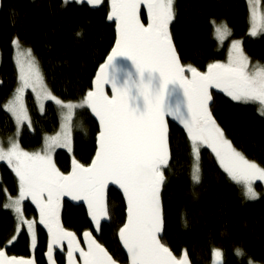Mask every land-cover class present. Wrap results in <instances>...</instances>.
Returning a JSON list of instances; mask_svg holds the SVG:
<instances>
[{"label": "snow or ice", "instance_id": "obj_1", "mask_svg": "<svg viewBox=\"0 0 264 264\" xmlns=\"http://www.w3.org/2000/svg\"><path fill=\"white\" fill-rule=\"evenodd\" d=\"M69 0H63L67 4ZM97 7L104 0H75ZM261 0H248L249 35L264 34V11ZM146 9L147 23L141 19ZM15 15V12H13ZM176 16L175 0H110L109 21L116 26V42L107 60L96 74L92 90L79 102L57 98L44 82L39 62L30 49L23 50L19 38L12 41L17 50L19 86L4 109L15 120L16 136L27 123L32 127L24 103L26 89H31L44 111V101L53 102L61 112V132L45 138L42 151H25L18 139L0 143V162H6L18 182V195L7 196L6 209L16 219L15 233L8 245L18 241L22 226L27 225L36 246L35 220L23 214V202L30 198L39 210L38 223L48 230V264H56L54 248L67 241L68 264H118L103 244L85 231L87 249L80 246L76 234L60 222V202L64 197L87 204L93 230L102 234V221L109 219L106 189L116 185L126 201L127 219L118 230L126 250L128 264H191L187 250L178 258L162 242L164 226L161 191L165 170L170 166L172 149L167 117L178 121L186 132L193 158L191 179L198 184L200 151L206 147L215 155L219 167L247 200L258 198L254 185L264 183V167L247 158L227 139L213 116L212 89L220 90L232 101L258 104L264 116V65L250 67L241 42L233 41L227 63H211L207 71L185 65L173 42L170 25ZM214 35L221 43L231 35L225 22L213 20ZM111 87V95L106 91ZM77 109H88L99 121L95 156L89 165L72 159L71 171L65 174L55 164L52 153L58 147L71 151L72 120ZM6 192V189H5ZM222 254L213 251V264ZM237 255H243L237 250ZM0 264H35L33 259L8 256L0 249ZM248 264H255L249 259Z\"/></svg>", "mask_w": 264, "mask_h": 264}, {"label": "trees", "instance_id": "obj_2", "mask_svg": "<svg viewBox=\"0 0 264 264\" xmlns=\"http://www.w3.org/2000/svg\"><path fill=\"white\" fill-rule=\"evenodd\" d=\"M264 8V0H261ZM176 16L170 25L173 42L185 65L205 71L208 64L223 62L227 46L239 40L251 62L264 65V34L251 37L248 8L245 0H175ZM110 0L93 7L86 2L69 0H1L0 8V139L8 141L15 133V124L4 106L18 87L12 41L19 38L21 47L30 49L39 62L44 81L64 101H80L91 89L96 69L102 64L114 43V23L107 19ZM15 12V15H13ZM145 22V15L141 14ZM225 22L231 35L222 47L213 37L211 21ZM213 94V116L233 146L247 158L264 167V118L254 104L232 102L224 94ZM32 127L24 128L20 146L28 152L38 150L46 135L57 132L58 112L51 102L39 114L30 95L26 97ZM172 158L165 170L161 191L163 208L162 242L179 257L187 250L191 264H210L213 251L219 250L223 264H264V197L249 201L242 189L231 182L219 168L211 152L200 151L198 184L191 179L193 158L186 132L169 124ZM72 154L64 150L54 153L56 166L65 174L71 171L75 158L88 165L95 151L98 128L87 109L75 113ZM261 189L259 184L256 185ZM6 189V192H5ZM18 191L14 173L0 164V249L8 255L28 257L29 239L24 230L13 245L7 241L15 234L16 219L4 205L7 196ZM109 219L101 233H94L88 212L79 205L60 203L62 225L76 234L92 231L119 264H126L116 238L124 221V205L119 193L108 192ZM25 216L37 221L36 264H45L42 254L47 233L38 223L39 210L32 203L23 204ZM45 228V227H44ZM243 255H237V250ZM64 250L56 252L57 264H63Z\"/></svg>", "mask_w": 264, "mask_h": 264}, {"label": "rangeland", "instance_id": "obj_3", "mask_svg": "<svg viewBox=\"0 0 264 264\" xmlns=\"http://www.w3.org/2000/svg\"><path fill=\"white\" fill-rule=\"evenodd\" d=\"M245 2H246V4H247V8H248V16H249V3H248V0H245ZM260 9H261V11H264V8L262 7V5H261V3H260ZM249 18V17H248ZM216 24L217 25H219L220 23H217L216 22ZM211 26H212V32H213V37H214V39H215V41L217 42V44H218V46L219 47H222L223 45H224V43H226V41L228 40V38H229V36L221 43L220 41H218L217 39H216V37H215V35H214V27H213V25H212V23H211ZM249 30H250V23H249ZM248 34H249V31H248ZM260 35H262V34H260ZM249 36H251V35H249ZM257 36H259V35H257ZM251 37H253V36H251ZM256 37V36H255ZM233 41H239V40H233ZM233 41H231V42H229V44H228V46H227V52H226V57H225V60L223 61V62H220V63H227V61H228V57H229V51H230V49H231V45H232V42ZM12 48H13V55H14V62H15V66H16V57H17V50H16V48H15V46L13 45V43H12ZM23 50H28L27 48H23V47H21ZM257 63H255V62H251L250 61V67H253V66H255ZM261 65V64H260ZM16 69H17V66H16ZM17 76H18V70H17ZM45 82V81H44ZM47 85V84H46ZM18 86H19V80H18ZM48 87V86H47ZM49 88V87H48ZM50 90V89H49ZM28 95H30L31 97H32V99H33V102H34V104H35V106H36V108H37V111H38V113L39 114H42L43 112H41L40 111V105H39V103L37 102V99H36V96H35V94L31 91V89H26L25 90V93H24V103H25V106H26V97L28 96ZM225 96V95H224ZM226 98H228L229 100H231L229 97H227V96H225ZM232 101V100H231ZM48 102H51V101H44L43 103H44V107H45V105H46V103H48ZM65 102H79V101H65ZM232 102H235V101H232ZM51 103H53V102H51ZM235 103H237V104H242V103H239V102H235ZM54 104V103H53ZM6 105V104H5ZM55 105V104H54ZM242 105H248V104H242ZM254 105H256L257 106V111H258V108H259V105L258 104H254ZM55 107H56V109H57V112H58V119H59V127H58V129H57V132L56 133H54V134H52V135H46V136H44V138H43V142H42V145H41V147L38 149V150H36V151H32V152H39V151H42V149L44 148V146H45V138L46 137H51V136H55L57 133H59V132H61V123H62V117H61V112H60V109L55 105ZM26 108H27V106H26ZM82 109H77L76 110V112H79V111H81ZM75 112V113H76ZM258 113H259V111H258ZM9 114V113H8ZM259 115H260V113H259ZM11 116V115H10ZM75 116V115H74ZM261 116V115H260ZM263 118H264V116H262ZM13 119V118H12ZM73 119H74V117H73ZM13 121H14V124H15V133H14V136L12 137L13 139H18L19 140V137H20V135H21V132H22V130L24 129V128H29L28 127V125H27V123H25L21 128H20V132H19V136L17 137L16 136V132H17V126H16V123H15V120L13 119ZM72 124H73V120H72V122H71ZM72 139H73V130H72V127H71V137H70V140H71V151H69L67 148H63V147H58V148H56L55 149V151L52 153V159H53V161H54V153L57 151V150H64L67 154H69V155H71L72 154V150H73V146H72ZM9 141V140H8ZM8 141H3V140H1L0 139V143H2L5 147H7V145H8ZM203 148H206V147H203ZM203 148H201V149H203ZM206 149H208V148H206ZM210 152H211V149H208ZM211 154L213 155V157L215 158V155L211 152ZM215 161H216V158H215ZM5 164L6 166H7V164H6V162H0V164ZM216 163L218 164V162L216 161ZM218 166H219V164H218ZM8 167V166H7ZM9 168V167H8ZM220 168V167H219ZM10 169V168H9ZM221 169V168H220ZM11 170V169H10ZM222 170V169H221ZM223 171V170H222ZM226 174V173H225ZM226 176H227V174H226ZM230 180V179H229ZM231 181V180H230ZM232 182V181H231ZM234 183V182H233ZM235 184V183H234ZM257 184H259L260 186H261V189H258L257 187H256V185ZM17 186H18V182H17ZM239 186V185H238ZM240 188H241V186H239ZM254 188H255V190H256V192L258 193V198L257 199H255V200H249V201H257V200H259L261 197H264V183H261V182H259V181H257L256 183H255V185H254ZM242 189V188H241ZM243 191V190H242ZM18 195V191H17V194L15 195V196H12L13 198H15L16 196ZM26 202H30V203H32V201H31V199L30 198H28V199H26L24 202H23V204L24 203H26ZM33 205H35L34 203H32ZM11 210V209H10ZM12 211V210H11ZM24 214V213H23ZM24 218L25 219H27V220H35L32 216H29V217H27V216H25L24 215ZM36 221V220H35ZM43 229L46 231V228H44L43 227ZM22 230H24L25 231V233L27 234V236H28V239H29V252L30 253H33L34 252V250H35V248H36V246H35V248H33L32 247V236H31V234H29L28 233V230H27V225H23L22 226ZM34 230H35V237H36V244H37V234H38V231H37V224L35 225V227H34ZM16 234V233H15ZM8 245V244H7ZM216 259V261H218L219 260V257H216L215 258ZM213 260H214V258H213Z\"/></svg>", "mask_w": 264, "mask_h": 264}, {"label": "water", "instance_id": "obj_4", "mask_svg": "<svg viewBox=\"0 0 264 264\" xmlns=\"http://www.w3.org/2000/svg\"><path fill=\"white\" fill-rule=\"evenodd\" d=\"M62 1H63V0H62ZM0 8H1V0H0ZM142 13L145 15V23H147V12H146V9L142 8V9H141V14H142ZM110 22L114 23V34H115V36H114V43H113V46H112V48H113V47H115V42H116V36H117V34H116V26H115V22H114V21H110ZM112 48L110 49L109 54L111 53ZM109 54H108V55H109ZM108 55H107V57H108ZM107 57H106L105 60L102 62V64H104V63L106 62ZM102 64H101V65H102ZM101 65H100V66H101ZM100 66H99V67L96 69V71H95L94 78H93V80H92V83H91V89H90V90H92V88H93V84H94V81H95V78H96V74H97V72L100 70ZM205 71H207V68H206ZM106 91L108 92L109 95H111V87H110V86H106ZM211 91H212V93H215V94H220V95L223 94V93H222L220 90H218V89H212ZM87 111H88L90 117H91V118L93 119V121L95 122V124H96V126H97V128H98V133H99V121H98V119L95 118V117L90 113V110L87 109ZM166 119H167V123H168V125H169V124H172V125H174L175 127H177L179 130H182V131L185 132V130L183 129V126H182L178 121L173 120L171 117H167ZM168 130H169V126H168ZM98 133H97L96 138H95V151H96V139H97ZM95 151H94V154H93L92 159H93L94 156H95ZM92 159H91V161H92ZM91 161H90V163H91ZM90 163H89V164H90ZM89 164H88V165H89ZM86 166H87V165H86ZM71 168H72V162H71ZM110 189H112V190L116 191L117 193H119L120 197L122 198L123 205H124V221H123V224H124V223L126 222V219H127V213H126V201H125L124 198H123V193H122V191L118 188V186H116V185H109L108 188L106 189V199H107V204H108V192H109ZM63 201H65V202H67L68 204L73 205V206H76V205L82 206V207L88 212L87 204L84 203L83 201L72 200L71 197H64V198H62L61 202H63ZM61 202H60V203H61ZM107 222H108V219H107V220H103V221H102V224H103V223H107ZM123 224H122V226H123ZM122 226H121V227H122ZM93 227H94V226H93ZM118 230H119V229H118ZM46 233H47V245H46V249H45V251H44L43 254H42V257H43L44 263H45V264H48V255H47V253H48L49 235H48V230H47V228H46ZM94 233L97 234V232H95V231H94ZM162 233H163V230H162V232H161V237H162ZM93 236H94V235H93ZM76 237H77V236H76ZM94 237H95V236H94ZM95 238H96V237H95ZM116 238H117V242H118V245H119V247H120L122 253H123V254L125 255V257H126V264H128L127 253H126V250H124L123 247H122V245L120 244V241H119V238H118V231H117V234H116ZM77 239H78L79 242H80V246L83 247V248H85V250H86V249H87V244L85 243V237L83 236V233L80 235V238H77ZM67 246H68V245H67V241H64L63 244H62V246H61V247L54 248V252H53V257H54V259H55L56 252H61L62 250H64V258H63L64 262H63V264H68V261H67ZM3 250H5V249H3ZM5 252H6V250H5ZM6 255H8L7 252H6ZM8 256H13V255H8ZM179 257H180V256H179ZM179 257H178V258H179ZM24 258H26V259H33L34 262H35V264H36L34 253H30V255H29L28 257H24ZM74 258H75L77 264H82V261L79 260V253H74ZM55 261H56V260H55ZM213 261H214V260H213ZM213 261H212L210 264H213ZM216 262H217V264H223L221 261H216ZM56 264H57V262H56ZM118 264H119V263H118Z\"/></svg>", "mask_w": 264, "mask_h": 264}, {"label": "flooded vegetation", "instance_id": "obj_5", "mask_svg": "<svg viewBox=\"0 0 264 264\" xmlns=\"http://www.w3.org/2000/svg\"><path fill=\"white\" fill-rule=\"evenodd\" d=\"M42 226V225H41ZM42 227H44V226H42Z\"/></svg>", "mask_w": 264, "mask_h": 264}]
</instances>
